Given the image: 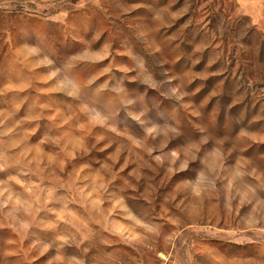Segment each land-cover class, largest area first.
<instances>
[{
	"label": "rangeland",
	"instance_id": "374dc122",
	"mask_svg": "<svg viewBox=\"0 0 264 264\" xmlns=\"http://www.w3.org/2000/svg\"><path fill=\"white\" fill-rule=\"evenodd\" d=\"M0 264H264V0H0Z\"/></svg>",
	"mask_w": 264,
	"mask_h": 264
}]
</instances>
